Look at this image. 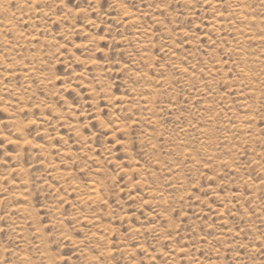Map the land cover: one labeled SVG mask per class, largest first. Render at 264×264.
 Returning a JSON list of instances; mask_svg holds the SVG:
<instances>
[{"label":"rangeland","instance_id":"obj_1","mask_svg":"<svg viewBox=\"0 0 264 264\" xmlns=\"http://www.w3.org/2000/svg\"><path fill=\"white\" fill-rule=\"evenodd\" d=\"M0 263L264 264V0H0Z\"/></svg>","mask_w":264,"mask_h":264},{"label":"bare ground","instance_id":"obj_2","mask_svg":"<svg viewBox=\"0 0 264 264\" xmlns=\"http://www.w3.org/2000/svg\"><path fill=\"white\" fill-rule=\"evenodd\" d=\"M117 5H118V4H117ZM236 14H237V13H236ZM239 14H241V13H239ZM135 18H136V17H135ZM133 20H134V19H133ZM135 23H136V22H135ZM8 27L10 28V26H8ZM217 27H218V26H217ZM219 28H220V27H219ZM8 30H9V29H8ZM13 32H14V29H13ZM13 32H12V33H13ZM14 33H15V32H14ZM139 33H140V32H139ZM137 36H138V35H137ZM32 70H33V69H32ZM30 71H31V70H30ZM30 71H29V72H30ZM15 144H16V143H15ZM17 145H18V144H17ZM15 155H16V154H15ZM64 155H65V154H64ZM17 158H19V157H17ZM60 175H61V174H60ZM56 176H57V175H56ZM61 177H63V176H61ZM51 178H52V177H51ZM54 178H55V177H54ZM55 179H56V178H55ZM59 180H60V179H59ZM64 181H65V180H64ZM62 182H63V181H62ZM68 187H69V186H68ZM68 187H67V188H68ZM96 192H97V191H96ZM96 192H95V193H96ZM91 194H92V193H91ZM98 194H99V193H98ZM96 195H97V194H96ZM96 198H97V197H96ZM97 199H98V198H97ZM22 208H23V207H22ZM18 211H19V210H18ZM21 211H22V210H21ZM24 211H25V210H23V211L20 212V213L23 214ZM53 211H54V210H53ZM19 215H20V214H19ZM24 215H26V213H25ZM15 217H16V216H15ZM26 218H27V217H26ZM32 218H33V217H32ZM24 220H25V219H24ZM24 220H23V221H24ZM30 220H32V219H30ZM32 221H33V220H32ZM18 222H19V221H18ZM24 224H25V223H24ZM55 224H56V223H55ZM15 225H16V223H15ZM25 225H26V224H25ZM22 226H23V225H22ZM26 226H27V225H26ZM21 228H22V227H21ZM19 229H20V228H19ZM19 232H20V231H19ZM22 232H23V231H22ZM25 233H26V232H25ZM15 234H16V233H15ZM16 235H17V234H16ZM20 235H21V234H20ZM19 238H20V237H19ZM22 238H23V237H22ZM42 239H43V238H42ZM42 239H41V240H42ZM39 241H40V240H39ZM47 241H48V240H47ZM22 242H23V241H22ZM27 242H28V241H27ZM27 242H26V243H27ZM44 243H45V242H44ZM38 247H39V245H38ZM45 253H46V252H45ZM44 257H45V256H44ZM47 260H48V259H47ZM51 260H52V259H51ZM1 262H2V261H1ZM46 262H47V261H46ZM44 263H45V262H44ZM0 264H2V263H0Z\"/></svg>","mask_w":264,"mask_h":264}]
</instances>
